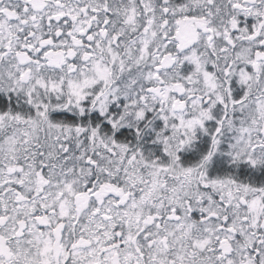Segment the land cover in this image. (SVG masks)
<instances>
[{"label":"snow or ice","instance_id":"snow-or-ice-1","mask_svg":"<svg viewBox=\"0 0 264 264\" xmlns=\"http://www.w3.org/2000/svg\"><path fill=\"white\" fill-rule=\"evenodd\" d=\"M0 264H264V0H0Z\"/></svg>","mask_w":264,"mask_h":264}]
</instances>
